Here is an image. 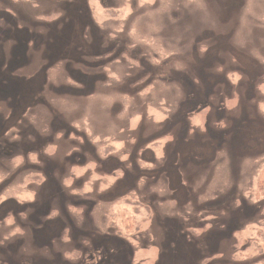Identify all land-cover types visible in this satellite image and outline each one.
I'll list each match as a JSON object with an SVG mask.
<instances>
[{"label":"rangeland","instance_id":"rangeland-1","mask_svg":"<svg viewBox=\"0 0 264 264\" xmlns=\"http://www.w3.org/2000/svg\"><path fill=\"white\" fill-rule=\"evenodd\" d=\"M111 1L0 0V264H264V0Z\"/></svg>","mask_w":264,"mask_h":264},{"label":"flooded vegetation","instance_id":"flooded-vegetation-1","mask_svg":"<svg viewBox=\"0 0 264 264\" xmlns=\"http://www.w3.org/2000/svg\"><path fill=\"white\" fill-rule=\"evenodd\" d=\"M107 1V3H111L112 4V1L111 0H106ZM71 10V9H70ZM71 12H72V14L74 15V18H75V16H76V13L75 12H73L72 10H71ZM83 15H81V19L78 21L79 23H83V21L85 20V18L83 19V17H82ZM71 19V18H70ZM71 20H73V19H71ZM90 20V19H89ZM70 23V22H69ZM72 23V22H71ZM91 23H92V21H91ZM93 26L94 27H96V24H94L93 23ZM111 38V37H110ZM223 46V45H222ZM111 46L110 45H108V46H105V45H102L101 46V48L99 49V50H97V53H99V54H101V57H103L102 56V53H104V52H110V50H108L109 48H110ZM114 51V50H113ZM102 52V53H101ZM98 66H100V61H99V65ZM196 68V67H195ZM195 68H194V70H195ZM193 72V70H191V73ZM191 84V83H190ZM213 85H218L219 83H216V82H213L212 83ZM201 143H204V144H210V146H211V149L212 148H214V144L212 143V141H210V140H207V141H202ZM212 153L213 152H211V156L209 157L210 159H212ZM204 161H208V159H206V160H204Z\"/></svg>","mask_w":264,"mask_h":264},{"label":"trees","instance_id":"trees-1","mask_svg":"<svg viewBox=\"0 0 264 264\" xmlns=\"http://www.w3.org/2000/svg\"><path fill=\"white\" fill-rule=\"evenodd\" d=\"M259 178L260 180L258 181V184H257V190H258V193H261V194H264V169L260 172L259 174Z\"/></svg>","mask_w":264,"mask_h":264},{"label":"bare ground","instance_id":"bare-ground-1","mask_svg":"<svg viewBox=\"0 0 264 264\" xmlns=\"http://www.w3.org/2000/svg\"><path fill=\"white\" fill-rule=\"evenodd\" d=\"M253 67H255V62L253 61Z\"/></svg>","mask_w":264,"mask_h":264}]
</instances>
